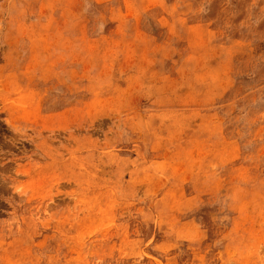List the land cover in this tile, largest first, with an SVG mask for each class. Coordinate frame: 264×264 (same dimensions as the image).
Here are the masks:
<instances>
[{
	"label": "rangeland",
	"instance_id": "374dc122",
	"mask_svg": "<svg viewBox=\"0 0 264 264\" xmlns=\"http://www.w3.org/2000/svg\"><path fill=\"white\" fill-rule=\"evenodd\" d=\"M0 264H264V0H0Z\"/></svg>",
	"mask_w": 264,
	"mask_h": 264
}]
</instances>
